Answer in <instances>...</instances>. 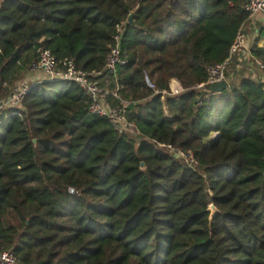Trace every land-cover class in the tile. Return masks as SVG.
<instances>
[{
    "label": "trees",
    "instance_id": "16d2710c",
    "mask_svg": "<svg viewBox=\"0 0 264 264\" xmlns=\"http://www.w3.org/2000/svg\"><path fill=\"white\" fill-rule=\"evenodd\" d=\"M247 1L0 0V103L40 48L103 70L120 28L128 64L101 84L118 87L111 108L135 105L126 116L138 131L90 115L68 81L3 111L0 252L19 264H264L263 85L198 88L230 57ZM252 54L264 63V48ZM172 80L184 92L163 96Z\"/></svg>",
    "mask_w": 264,
    "mask_h": 264
},
{
    "label": "built area",
    "instance_id": "2783aa9c",
    "mask_svg": "<svg viewBox=\"0 0 264 264\" xmlns=\"http://www.w3.org/2000/svg\"><path fill=\"white\" fill-rule=\"evenodd\" d=\"M244 11L249 14L247 20L257 16L264 10V0H248L243 5ZM246 20V21H247ZM245 21V22H246ZM244 22V23H245ZM121 29L118 28V34L114 37L115 45L111 48L107 58L105 68L100 71L85 72L77 69L76 65L71 60L58 61L56 57L47 49L40 48L38 57L31 65L29 71L24 76L23 80L15 87L11 95L0 103V114L8 109H17L23 98L37 85L42 83H53L57 81L74 82L84 88L89 97V105L86 108L88 113L93 116H98L107 119L119 133H126L133 138L138 137L136 125L129 122L126 116V104L122 108H111L108 105V97L110 95L118 98L117 89L111 93L108 89L102 86L104 81L109 84L110 80L117 79L118 69L128 64V59L124 56L121 49ZM246 35L243 32V25L239 30L230 52V57L222 63L210 66L207 69V81L198 88L210 87L214 84L226 81L228 89H230V81L228 73L231 66V56L245 48ZM259 69L264 73V63H258ZM117 81V80H116ZM148 87L158 94L155 86L151 83L148 76L145 77ZM264 88V78L261 79ZM176 84V85H175ZM169 92H163V96L172 95L178 96L184 92V89L176 80H172L169 84ZM199 106H203L200 102ZM178 159L184 160L190 165H196L192 152H183L181 150H173ZM74 193V190H70ZM0 264H19L15 254L11 251L0 252Z\"/></svg>",
    "mask_w": 264,
    "mask_h": 264
},
{
    "label": "crops",
    "instance_id": "0c3cea01",
    "mask_svg": "<svg viewBox=\"0 0 264 264\" xmlns=\"http://www.w3.org/2000/svg\"><path fill=\"white\" fill-rule=\"evenodd\" d=\"M243 32L246 35L245 48L231 56V66L228 73L230 87H237L244 78H251L260 82L264 78V73L258 67V63L261 61L252 54L254 46L264 48V10L243 24ZM177 82L181 85L179 81ZM217 136L218 134H213L212 139Z\"/></svg>",
    "mask_w": 264,
    "mask_h": 264
},
{
    "label": "water",
    "instance_id": "95a60500",
    "mask_svg": "<svg viewBox=\"0 0 264 264\" xmlns=\"http://www.w3.org/2000/svg\"><path fill=\"white\" fill-rule=\"evenodd\" d=\"M133 17H134V15L132 14V15L130 16L129 20H128L129 24H131V25H134ZM227 89H228V83H227L226 81H223L222 83H219V84L211 85V86L209 87V91H210L211 93H222V92L226 91ZM134 106H135V105H134L133 103H131V104H129V105L127 106V108H128V109H133ZM34 143H36V141H34ZM141 169H142V170H145V169H146L145 164L142 163V165H141ZM209 211H210V213H211V215H210V221H213L214 218L216 217L217 213H218V210H217V208L215 207V205L212 204V205H210V207H209Z\"/></svg>",
    "mask_w": 264,
    "mask_h": 264
}]
</instances>
